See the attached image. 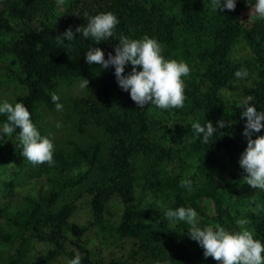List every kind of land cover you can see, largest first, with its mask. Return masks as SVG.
<instances>
[{
	"label": "trees",
	"instance_id": "obj_1",
	"mask_svg": "<svg viewBox=\"0 0 264 264\" xmlns=\"http://www.w3.org/2000/svg\"><path fill=\"white\" fill-rule=\"evenodd\" d=\"M63 3L77 11L65 27L73 29L75 40L65 44L45 32L42 20L46 28L12 25L38 15L40 8L30 0H13L0 10V59L17 68L3 66L8 77L0 79V95L7 90L9 102L13 97L22 101L40 130V108H55L53 83L83 77L96 92L75 100L72 113L77 115L72 119L68 111L65 119L75 123L78 133L91 126L105 138L96 136L87 146L72 140L68 151H54V165L34 169L21 155L16 134L6 137L0 145V264H66L76 252L82 264H218L188 237L186 223L167 220L161 202L194 208L202 225L239 230L237 220L246 217L254 237L264 240V191L245 183L238 163L247 146L240 102L251 95L249 103L264 109V21H246L247 0L218 13L208 0ZM106 11L119 19L109 40L96 43L75 32L86 24V14ZM43 13L48 16L50 9ZM120 34L154 37L166 59L189 64L190 74L182 77V108L141 109L117 85L111 66L104 70L85 61L89 47L101 48L105 58L114 54ZM242 67L249 72L243 80L234 77ZM130 69L127 65L125 72ZM221 119L232 123L214 133L217 138L209 145L191 138V121L208 120L215 127ZM5 120L0 115V122ZM262 134L264 129L253 138ZM144 161L151 164L150 175L147 166L141 168ZM24 175L30 189L36 188L33 193L18 190ZM183 179L192 180V191L180 187ZM74 190L86 209L82 222L73 221L76 201L60 203ZM66 242L74 250L66 251Z\"/></svg>",
	"mask_w": 264,
	"mask_h": 264
},
{
	"label": "clouds",
	"instance_id": "obj_2",
	"mask_svg": "<svg viewBox=\"0 0 264 264\" xmlns=\"http://www.w3.org/2000/svg\"><path fill=\"white\" fill-rule=\"evenodd\" d=\"M63 3L64 0H57ZM251 15L254 19L264 21V0H247ZM209 7L214 12L225 9L234 10L236 0H208ZM86 24L76 26L75 32L80 33L85 40L96 43L107 41L114 36V30L119 24L116 14L110 11L98 12L94 15L86 14ZM58 44H65L75 40L71 27L66 28L55 38ZM118 43L113 52L107 54L99 47H89L84 54V59L89 65H98L100 69L107 70L110 66L114 69L117 85L122 91L128 92L132 101L143 109L145 105H154L160 110L179 109L184 106L186 99L185 81L182 77L190 74L191 68L186 61L166 59L163 55V46L154 37L143 35L140 38H131L120 34ZM127 65L131 69L125 72ZM139 66V67H137ZM249 76L247 68L235 70L234 77L246 79ZM89 81L81 77L78 88L89 90ZM51 101L57 112L63 111L60 94L50 91ZM7 99L0 100V115L6 120L0 122V143L7 136L16 134L17 147L21 155L32 165L47 163L54 165V142L51 135H43L31 119V114L25 104ZM254 98L248 95L240 102L241 117L246 118L242 135L247 140V146L240 154L238 163L245 175V183L253 189L264 191V134L257 135L264 129V109L257 110L255 104H250ZM232 121L223 119L213 126L211 121L201 124L191 121L192 139L199 140L204 145H209L217 137L220 129L231 125ZM56 128L61 123H55ZM17 129H19L17 131ZM180 187L192 191L191 179L180 181ZM163 215L175 225L184 222L188 225L187 235L198 243L203 249L205 258L211 257L218 264H264V240L254 237V232L247 228L249 220L241 217L237 220L239 230L228 229L222 225H202L198 212L192 207L179 206L171 208L161 202ZM66 264H82L79 252L67 259Z\"/></svg>",
	"mask_w": 264,
	"mask_h": 264
},
{
	"label": "rangeland",
	"instance_id": "obj_3",
	"mask_svg": "<svg viewBox=\"0 0 264 264\" xmlns=\"http://www.w3.org/2000/svg\"><path fill=\"white\" fill-rule=\"evenodd\" d=\"M12 1L13 0H0V10L8 9V5ZM16 1H19V0H16ZM30 1L32 4L40 8L38 9L39 11L38 15L33 17L31 21H27V19L25 18L26 19L24 20L25 23H19V22L14 23L13 21L12 25L15 28L20 29L23 26L22 24H24L28 26L30 25L34 29H42L44 27L43 22H45V24H47L46 25L47 28L44 27L46 28L45 32L50 33L51 35H56V34L59 35L65 30L66 23L70 19L75 18V16L77 15V11L75 9L68 8L66 5H64V3H58L57 0H30ZM44 8L50 9V13L48 14V16L44 15L43 13ZM249 11H250V7H248L245 10V13L243 15H245L244 17L246 18L247 22H252L253 17L249 15ZM41 20L43 21L42 23H41ZM243 53H245V51L238 53L237 56H239V54L242 55ZM4 65L11 66L12 71L17 70V68L11 65V62L9 61V59H4V61L3 59H0V79L2 77L3 80H7V77H8L6 75L7 72H3L2 70ZM79 81L80 80L56 81L53 83V87L55 91L60 94L61 101L64 105L63 112H57L55 108L47 109L44 107L40 108L39 110L40 112V122H39L40 132L43 135H49V134L51 135V138L54 142L55 150L62 149L64 152L68 151L70 149L69 142L72 140H80L83 144H85V146H87L89 143H92L94 141V137L96 138V136L98 138H105L103 136V132L101 131L98 132L96 129H94L91 126L87 127V129H85L83 133H78L76 132V129L74 128V125H73L75 123H72L71 120L65 119L66 113L68 111L71 112L70 114H73L71 116L72 119L74 118L75 115H77V113H72L73 102L75 100H77L80 97H86L90 94H94L96 92V86H94L90 82L87 85L89 90L87 89L80 90L78 88ZM9 93L10 92H8L7 90L6 92H2L0 95V100L8 99ZM57 121L61 123L60 128L55 127V123ZM1 144L2 143H0V145ZM0 149H2L1 146H0ZM2 151H4V149H2ZM26 164H28V162H26ZM46 164L47 163H43L40 165H34V169L37 167L38 168L45 167ZM149 165L151 164L148 163L147 165L144 161V165H142L141 168L144 170L145 166H147V173L150 175V173L148 172ZM30 168L31 167H28V166L27 168L25 167V172L26 170H29ZM23 177H25V175ZM95 177L96 175H93L87 181V184L91 180L95 179ZM26 178L27 177H25L24 179L23 178L19 179V182H18L19 189L18 190L22 194H25L30 191H31L30 193H33L36 190V188L30 189V186H31L30 181L27 180ZM72 199L76 201L79 206V209L75 213L73 221L82 222L86 217V209L82 207L83 204L81 205L80 199L77 197V190L68 192L66 196L61 199L60 203L69 202ZM160 200H162L161 195L156 197L157 203ZM64 247L66 251L74 250V247L68 242H66Z\"/></svg>",
	"mask_w": 264,
	"mask_h": 264
}]
</instances>
